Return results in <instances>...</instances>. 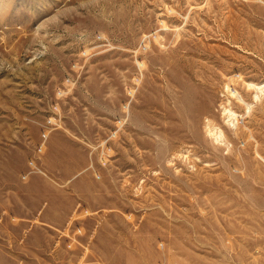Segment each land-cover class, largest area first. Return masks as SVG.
Returning <instances> with one entry per match:
<instances>
[{
    "label": "rangeland",
    "instance_id": "rangeland-1",
    "mask_svg": "<svg viewBox=\"0 0 264 264\" xmlns=\"http://www.w3.org/2000/svg\"><path fill=\"white\" fill-rule=\"evenodd\" d=\"M251 83L264 0H0V264H264Z\"/></svg>",
    "mask_w": 264,
    "mask_h": 264
},
{
    "label": "bare ground",
    "instance_id": "bare-ground-1",
    "mask_svg": "<svg viewBox=\"0 0 264 264\" xmlns=\"http://www.w3.org/2000/svg\"><path fill=\"white\" fill-rule=\"evenodd\" d=\"M248 86H251V87L254 86V87H255L256 85L251 83V84H248ZM256 88H258L259 90L262 91V89L264 88V85H263V86H258V85H257ZM261 91H260V92H261ZM238 98H239V97H238ZM240 98H242V97H240ZM240 98H239V99H240ZM246 105H247V104H246ZM227 109H228V108H227ZM228 113H229V115H231V111H230V109H229ZM232 113H233V112H232ZM208 126H209V125H208ZM208 128H209V127H208ZM211 128H212V127H211ZM209 130H210V129H209ZM211 130H212V129H211ZM213 131H216V130H213ZM218 131H219V130H218ZM218 131H217L216 133H218ZM213 135H215V134H213ZM213 135H212V136H213ZM219 137H221V133H220V135H215V139H216V140H218ZM219 139H220V138H219ZM221 139H222V138H221ZM213 140H214V139H213ZM218 142H219V141H218Z\"/></svg>",
    "mask_w": 264,
    "mask_h": 264
}]
</instances>
